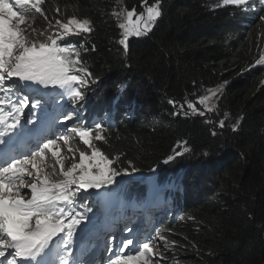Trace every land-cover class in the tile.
<instances>
[{"label": "trees", "instance_id": "1", "mask_svg": "<svg viewBox=\"0 0 264 264\" xmlns=\"http://www.w3.org/2000/svg\"><path fill=\"white\" fill-rule=\"evenodd\" d=\"M56 6L93 24L91 34L64 42L99 79L86 101L67 102L85 125L104 124L106 139L95 146L119 156L117 167L137 169L117 195L146 192L156 169L161 204L176 208L168 217L164 206L157 226L175 264H264V65L256 63L264 56V0L239 8L223 0H163L162 17L148 35L130 38L127 52L114 13H139L144 0H46L50 18ZM44 26L39 17L37 29ZM224 82L210 119L173 114L179 109L170 100L195 101ZM178 151L184 154L164 163Z\"/></svg>", "mask_w": 264, "mask_h": 264}, {"label": "snow or ice", "instance_id": "2", "mask_svg": "<svg viewBox=\"0 0 264 264\" xmlns=\"http://www.w3.org/2000/svg\"><path fill=\"white\" fill-rule=\"evenodd\" d=\"M45 3L46 0H0V261L92 264L85 259L87 250L82 241L101 228V217L104 234L109 235V208L117 196L116 188L137 169L117 167L119 156L110 158L95 146L94 141L106 139L102 123L69 130L85 146L84 150L72 146L71 136L48 138L58 121L69 122L75 115L74 111L65 113L64 104L57 101L65 97L73 104L86 101L89 86L99 78H92L80 50L64 43L70 36L91 34L92 21L75 14L63 15L59 6L51 10L50 18ZM223 5L239 8L249 5V0H223ZM162 9L163 0H144L139 13L135 8H120L114 13L121 18L118 43L125 52L130 38L152 31L163 15ZM37 16L44 21L42 29L34 26ZM259 19L264 21V16ZM256 63L264 65V56ZM222 88L218 85L205 89V94L197 95L195 101L170 100L179 109L173 114L204 116L215 112L214 101L220 98ZM238 124L239 121L232 125L234 132ZM224 125L225 121L220 120L219 127ZM184 151L190 149L185 147ZM183 154L175 152L164 163ZM128 163L131 165V161ZM89 199L95 212L88 206ZM117 239L116 235L109 236L106 251L113 255L105 264H160L164 254L158 242L170 247L159 232L143 239L121 237L119 244L115 243Z\"/></svg>", "mask_w": 264, "mask_h": 264}, {"label": "rangeland", "instance_id": "3", "mask_svg": "<svg viewBox=\"0 0 264 264\" xmlns=\"http://www.w3.org/2000/svg\"><path fill=\"white\" fill-rule=\"evenodd\" d=\"M116 17H117V16H116ZM116 19H117V22H118V23L121 22V18H120V17H117ZM38 20H39V17L37 16V19H36V22H35V25H34L36 28H37V22H38ZM221 85H223V88H222L221 93L219 94L220 97H221L222 93H223L224 90H225L226 83L224 82V83L221 84ZM93 87H95V85H93V84H91V85L89 86V89H88V91H87V95H88V92L93 91ZM214 88H215V87H214ZM219 99H220V98H219ZM219 99H218V100H219ZM67 100H69V99H68L67 97H65V99H64V100H61V101L67 103ZM218 100H215V101H214V102L216 103V106H217ZM197 107H201V106H200V105H197ZM67 109H68V110H67ZM67 109L65 110L66 113H67L68 111L70 112L71 110H73V109H71V107H67ZM201 110H203V109H201ZM204 116L207 117L208 119H210V115H209V113H206ZM76 119L79 121V122H78L79 127L84 126V125L86 124L85 119H82L81 117H80V118H76ZM69 123H70V124H73L74 122L71 120V121H69V122H65V123H63L64 125H60V127H61V128L63 129V131H64V133L62 134V136H71V137H73V139H72L71 142H70V143L72 144V146H74V147H79L81 150H84V149H85V146H84L81 142H79L78 138H76V137L74 136L73 133H71V132L69 131L71 128L74 127L73 125H69ZM67 125H69V126L66 127ZM66 128H68V129H66ZM63 131H59V132H58V136H61V133H62ZM58 136H57V137H58ZM62 147H63V145H62ZM129 171H131V170H129ZM136 172H138V171H136ZM154 172H155V171H154ZM154 172H153V173H154ZM132 174H133V173H131V175H132ZM134 174L139 175V173H134ZM117 179L119 180L120 178L118 177ZM143 181H145V180H143ZM142 185H143V183H142ZM153 187H154V185H153ZM165 187L167 188L166 185H165ZM125 189H126L125 187H121V188H117L116 190H117V191H120V192H123ZM90 191L95 192L96 190H90ZM125 193H126V192H125ZM134 196H135L134 198L138 197V196H139V193H135ZM169 196H174V194L171 193V195H169ZM132 200H133V199H132ZM132 200L130 199L129 196H127L124 200H121V201L113 200L112 203L115 205V207L109 208V210L118 207V206H119V205H118L119 203H129V202L132 201ZM81 202H83V201H81ZM87 203H88V206H89V207H93L92 199H89V200L87 201ZM93 211H94V212L96 211V208H95V207H93ZM90 215H91V214H90ZM120 230H121L120 228L117 229L118 232H119ZM145 232H146V231H145ZM134 233H135L134 230H132L131 232H129V233L127 234L126 237L133 236ZM114 234L117 236V232H115ZM144 234H145L144 231H142V234L139 236V238L142 239L141 236H143ZM150 234L153 236V233H150ZM147 236H148V235H147ZM88 237H89V236H88ZM89 242H90V240H87V238H86V240L84 241V243H89ZM90 243H91V242H90ZM158 247H159V251H161V252L164 254V259L160 261V264H175V260L172 258V256H170L169 254H167V251H168V250H167V248H165V247L163 246V242H162V241L158 242ZM168 248H169V247H168Z\"/></svg>", "mask_w": 264, "mask_h": 264}, {"label": "bare ground", "instance_id": "4", "mask_svg": "<svg viewBox=\"0 0 264 264\" xmlns=\"http://www.w3.org/2000/svg\"><path fill=\"white\" fill-rule=\"evenodd\" d=\"M124 109V108H123ZM118 114V113H117ZM109 125V124H108ZM156 170V169H155ZM153 173V172H152ZM126 184H128V183H126ZM160 184V183H159ZM142 191H144L145 192V189H143ZM139 193V192H138ZM174 194H177V192H174ZM139 195H140V193H139ZM165 195V194H164ZM170 195H171V193H170ZM170 198H172V199H174V196H170ZM135 199V198H134ZM133 199V200H134ZM133 200L132 201H130L129 203H131V202H133ZM129 203H119L118 205H124V204H129ZM168 205L169 206H171V203H168ZM165 224V223H164ZM162 227V226H161ZM110 235H114L113 233H111Z\"/></svg>", "mask_w": 264, "mask_h": 264}, {"label": "clouds", "instance_id": "5", "mask_svg": "<svg viewBox=\"0 0 264 264\" xmlns=\"http://www.w3.org/2000/svg\"><path fill=\"white\" fill-rule=\"evenodd\" d=\"M151 173H152V171H151ZM156 173V170H155V172L154 173H152V174H155ZM128 177H134V174H132V175H130V176H128ZM140 197H138V198H135L133 201H135L136 199H139Z\"/></svg>", "mask_w": 264, "mask_h": 264}]
</instances>
